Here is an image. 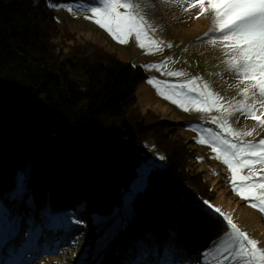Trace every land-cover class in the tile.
<instances>
[{"label":"trees","instance_id":"1","mask_svg":"<svg viewBox=\"0 0 264 264\" xmlns=\"http://www.w3.org/2000/svg\"><path fill=\"white\" fill-rule=\"evenodd\" d=\"M68 1L77 0H0V204L22 217L14 243L25 240L32 218L41 228L28 252L33 260L74 247L96 216L121 204L145 157L139 148L153 139L165 165L152 167L128 228L101 251L95 243L91 262L129 264L142 239L155 247L153 261H164L171 245L169 264H200L226 227L204 203L215 191L172 121L138 106L141 64L91 42L69 43L41 24L56 20L52 3ZM22 171L29 179L14 203ZM55 216L67 223L49 227Z\"/></svg>","mask_w":264,"mask_h":264},{"label":"rangeland","instance_id":"2","mask_svg":"<svg viewBox=\"0 0 264 264\" xmlns=\"http://www.w3.org/2000/svg\"><path fill=\"white\" fill-rule=\"evenodd\" d=\"M133 2L140 3V14L145 21L140 41L132 35L124 37L128 42L121 44L118 38H114L106 29L95 23L96 17L88 9L102 8V0L52 3L56 20H42L41 24L45 25L47 30L52 29L69 37V43L91 42L123 60L143 66L146 76L137 87L138 106L153 119L160 117L172 121L179 134L189 142L195 168L203 171L216 193L213 200L207 201V205L213 211L219 208L220 213L217 214L226 223V227L204 251L200 264H219L222 260V256L206 254L216 248L231 231L225 217L231 218L241 232L246 233L250 239H255L258 242L257 247L264 250V213L233 191L230 182L232 174L228 166L222 158L217 159L212 145L207 142L200 143L202 137L208 140L216 132H220L225 138H233L228 135V129L234 130L233 136L239 134L241 141L257 142L264 139V126L258 121L239 114H229L232 109L228 108V103L235 104L243 99L240 89L244 85L240 84L241 77L226 71L227 57L220 43H212V36L200 39L213 30V14L210 11L200 14L198 7L190 8L189 5L194 0H154V7L145 6L144 0ZM207 7L205 0V8ZM119 11L124 12L125 9L120 8ZM141 43L145 45L143 48L140 47ZM175 72L181 75H169ZM185 82L190 83L182 86ZM205 85H208L207 91L223 98L221 103L226 110L218 111L213 108L211 112L205 113L197 111V107L202 105L188 102L189 97L199 99V93L205 91ZM190 88H197V92H189ZM173 100L176 103H173ZM181 103H184L187 111L180 107ZM257 115L260 113L257 112ZM214 116L218 118L216 124L211 122ZM220 124L225 127H219ZM209 129L211 131H208ZM246 132L252 134L243 135ZM139 150L145 155L140 167L165 165L164 153L153 139L145 141L143 149ZM247 171L245 169L241 175H246ZM253 171L264 175V169L260 165H256ZM0 206L6 208L5 204ZM107 226L101 227L94 223L86 227L74 247H64L60 254L36 258L33 264H92L91 249L103 236ZM21 243L22 241L18 240L17 245ZM223 264H244V261L229 259Z\"/></svg>","mask_w":264,"mask_h":264},{"label":"snow or ice","instance_id":"3","mask_svg":"<svg viewBox=\"0 0 264 264\" xmlns=\"http://www.w3.org/2000/svg\"><path fill=\"white\" fill-rule=\"evenodd\" d=\"M102 4V8L88 9L96 17L97 25L106 29L114 38H118L121 44L128 42L124 38L126 36L134 35L137 41L141 40L145 21L140 14V3H134L133 0H102ZM144 4L155 6L154 0H144ZM189 6L190 8L198 7L200 14L205 11L213 14V30L200 39H208L212 36L214 37L212 43H220L227 57L226 71L241 77L240 84L244 85L240 89L243 99L235 104L228 103V108L232 109L229 114L251 117L264 126V119H262L264 117V0H207V9L205 0H194ZM120 8L125 11H119ZM144 46L143 43L140 44V47ZM169 75L178 76L181 73L175 72ZM188 83L190 82H185L182 86ZM204 88L205 91L199 93V99L189 97L188 102L202 105V107H197V111L205 113L211 112L213 108L218 111L226 110L224 104L221 103L223 98L207 91L208 85ZM189 92L196 93L197 88H190ZM173 103L176 101L173 100ZM180 107L185 111L188 110L184 103H181ZM257 112L260 115H257ZM217 120L218 118L214 116L211 122L216 124ZM219 127L224 128L225 125L220 124ZM233 131L228 129V135L233 137L231 139L216 132L208 140L202 137L200 143L207 142L212 145V151L217 153V159L222 158L228 166L232 174L230 182L233 185V191L237 192L242 199L249 200L252 207H258L261 213H264V175L253 171L256 165L264 169V139L257 142L241 141L239 134L233 136ZM251 134L252 132L243 133L248 136ZM152 167L154 166L140 167L136 178L122 195L121 204L115 207L109 215L95 217L94 222L97 225H108L97 242V251L107 248L122 230L128 228L131 218L135 215L133 204L138 195L147 188ZM245 169L248 170L247 174L241 175ZM28 179L26 171L18 172L15 176V189L11 193L14 203L23 198ZM238 180L239 183H237ZM214 211L220 213L219 208H215ZM21 219L20 215H13L9 209L0 206V264H33V258L28 255V252L34 248V242L40 235L41 228L32 218H29L27 220L29 227L24 233L25 240L17 245L14 241L20 234ZM51 219L53 224L49 227L65 218L55 216ZM225 219L231 231L206 256H222L219 264L229 259H240L244 261V264H264V250L257 247L258 242L241 232L231 218L225 217ZM109 221H111L110 224ZM73 222L76 225L82 223L78 219ZM155 250L154 246L150 247L144 240H138L135 248L136 255L129 261V264H169L171 245L164 248V261L162 262L150 259ZM225 253L227 255H224Z\"/></svg>","mask_w":264,"mask_h":264}]
</instances>
